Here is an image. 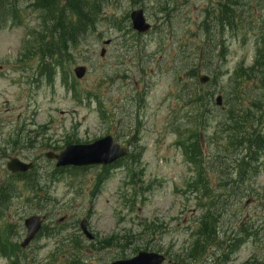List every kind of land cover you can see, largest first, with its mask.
Masks as SVG:
<instances>
[{"label":"rangeland","instance_id":"rangeland-1","mask_svg":"<svg viewBox=\"0 0 264 264\" xmlns=\"http://www.w3.org/2000/svg\"><path fill=\"white\" fill-rule=\"evenodd\" d=\"M30 3L18 1L17 19L12 14L0 19V145L7 140L1 131L26 125L31 139L23 157L37 160L46 193L34 204L27 202V191L26 204L15 198L0 219V231L14 226L19 242L24 219L39 214L47 217L53 235L34 242L18 256L19 264H110L141 251L166 255V264H264V154L257 173L222 209L217 231L222 247L209 244L192 259L187 251L198 241L199 205L206 201L202 190L188 186L197 169L179 146L180 137L198 128L192 131L200 137L209 184L226 193L222 181L235 173H222L235 157L217 119L227 109L250 113L248 129L257 118L264 131V75L252 70L259 59L264 0H100L103 15L81 46L61 65L47 60L50 78L34 51L33 33L42 31V19ZM226 3L235 12L233 27L217 21ZM135 9H143L153 26L145 35L132 29L129 16ZM105 40L111 44L103 45ZM199 63L202 73L216 78L212 85L199 83L201 93L208 87L214 94L206 130L190 121L191 107L180 93L182 85L186 93L199 88L190 75ZM78 65L88 69L82 80L73 73ZM238 70L241 78H235ZM218 95L224 97L222 107L215 105ZM107 135L131 151L114 168L55 173L54 163L44 157L67 142L92 143ZM0 156L2 183L8 158ZM82 219L92 241L81 231ZM233 233H241L243 241L223 256L237 248L229 245ZM12 252L9 242L0 240V264L16 262Z\"/></svg>","mask_w":264,"mask_h":264},{"label":"trees","instance_id":"trees-1","mask_svg":"<svg viewBox=\"0 0 264 264\" xmlns=\"http://www.w3.org/2000/svg\"><path fill=\"white\" fill-rule=\"evenodd\" d=\"M19 0H0V19L2 17H9L8 14H12L17 19L20 15ZM34 9L41 13L42 19V31L34 32L33 37L37 50L36 53L47 60L48 58H55L56 64L61 65V62L66 59L67 55L74 47L81 46L82 41L87 34L95 30L97 22L100 21L103 15L100 0H34ZM228 5L224 4L223 13H221L220 21L223 24L233 26V16L228 9ZM166 15V10H162ZM119 27L118 23L115 24ZM207 28V27H206ZM208 30V28H207ZM261 47L259 52V59L257 60L256 69L264 75V29ZM205 53L207 51L205 50ZM44 62V61H43ZM44 71L50 78L51 69L48 65L44 64ZM240 70L236 71L235 78H241L242 74ZM247 73V72H246ZM249 73V72H248ZM191 78H196L197 68L194 67L190 71ZM216 78H213L208 85H212ZM199 88H191L187 93V87L182 85L181 87V99L188 106L191 107L190 112L192 118L190 121L195 126L203 124L204 130L209 121L206 111L214 104L212 98L214 94L209 92L206 87L205 92L201 93L200 88H204L198 84ZM211 101V102H210ZM225 115L217 119V128L223 129L227 133L228 147H231L234 152L233 164L227 168L228 173H235V176L231 175L224 178L221 190H225L226 193L211 188L209 184V177L204 167V160L201 153L200 137L196 132L192 130H199L198 128H190V136L188 138H179V146L185 151L184 156L187 161L192 163L197 169V176L188 184L194 191L202 190L205 195V201L199 205L202 210L201 218L199 219L200 226L198 228V241L192 245L187 251L188 256L192 259L203 255L206 246L214 244L222 247L221 243H217L219 237V227L221 217L223 216L222 209L226 203L232 199L235 195V189L240 187L242 183L251 179L258 171V164L262 154H264V136L262 133L254 128L256 126L255 121L250 125L248 129L249 117H253L250 113L243 114L242 112L232 109L225 110ZM257 119V118H256ZM30 180V179H28ZM37 179L35 178V181ZM13 192V190H12ZM11 190L5 185L0 187V217L3 213V209L6 206L7 199L11 195ZM220 225V226H219ZM9 230L11 229L7 227ZM241 233H233V237L229 239V245L235 246L230 253L222 252L223 256H227L236 251L239 244L243 241L241 239ZM230 237V236H229ZM2 242L7 241L5 237L0 239ZM10 244V243H9ZM80 245V242L76 243ZM75 244V247H76ZM11 247L14 250H19V246L11 243ZM16 246V247H15ZM15 260L13 264H19V259Z\"/></svg>","mask_w":264,"mask_h":264},{"label":"water","instance_id":"water-1","mask_svg":"<svg viewBox=\"0 0 264 264\" xmlns=\"http://www.w3.org/2000/svg\"><path fill=\"white\" fill-rule=\"evenodd\" d=\"M131 21L133 29L139 33H146L151 29V25L147 22L143 10H135L131 13ZM110 41H106L105 45H108ZM105 55V50H102L101 56ZM76 77L82 79L86 74V68L79 66L74 70ZM209 77L201 76L200 82L207 83ZM218 105H222V97L219 96L216 99ZM129 150L127 147L120 146L111 136H106L102 139L95 141L92 144H79L67 146L64 151L58 155L48 154L51 159H56V166L58 168L74 166V167H86L92 165L108 166L121 158L128 156ZM32 164H24L17 159H12L7 164L9 171L13 173L26 172L32 169ZM25 225L28 229L27 238L22 243L23 247H26L37 235L41 229L42 221L39 216H32L25 221ZM81 228L85 235L92 240V235L88 232L86 227V221L83 220ZM166 258L164 255L155 252H140L135 257L127 260H118L112 264H163Z\"/></svg>","mask_w":264,"mask_h":264},{"label":"flooded vegetation","instance_id":"flooded-vegetation-1","mask_svg":"<svg viewBox=\"0 0 264 264\" xmlns=\"http://www.w3.org/2000/svg\"><path fill=\"white\" fill-rule=\"evenodd\" d=\"M26 65V63H25ZM2 69V65H0V71ZM26 80V78H25ZM1 135L6 138L7 140L0 145V154L4 155L6 158H18L21 161H28L30 163L36 162L37 160L33 161L28 159L27 157H23V150L28 147V141L30 140L31 134L30 132H26V125L20 126V127H13L12 131H8L7 133H4L1 131ZM34 148V147H33ZM53 152H56L53 150ZM7 172V171H6ZM17 177H21V180L18 181V185L22 184L23 188L26 190V173L23 174H16ZM7 178H5L6 181L14 183L15 181L11 180V176H14L12 174L6 173ZM21 200L24 204H26V196L25 193L20 195Z\"/></svg>","mask_w":264,"mask_h":264}]
</instances>
